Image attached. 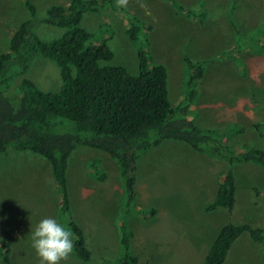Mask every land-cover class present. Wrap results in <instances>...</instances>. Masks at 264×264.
<instances>
[{"label":"rangeland","instance_id":"obj_1","mask_svg":"<svg viewBox=\"0 0 264 264\" xmlns=\"http://www.w3.org/2000/svg\"><path fill=\"white\" fill-rule=\"evenodd\" d=\"M27 1L36 6L38 21H42L49 8H65L69 3V0H0V53L9 51L12 35L29 19ZM178 1L195 12H204L206 18L203 22L190 20L166 0H114L96 13L86 14L83 26L94 33V45L110 38L108 44L115 57L104 65L122 66L136 75L140 44L134 45L128 38V21L121 9L152 25L154 29L147 37L149 44L145 50L155 63L167 67L172 104L184 100L190 106L188 118L221 135L231 151L241 152L246 147L264 149V136L260 134L264 133V53L249 50L251 45L247 42L249 35L256 34L253 45L257 49L264 45V0ZM232 22L245 37L242 43L245 49L239 54L241 60L235 53L238 50L231 55L227 53L237 41ZM34 31L45 41L58 38L63 32L41 22L35 23ZM186 57L207 61L196 95L187 90ZM31 78L45 92H58L62 87L58 67L48 60L36 62ZM18 86L15 82L5 93L15 105L20 100V94L15 95ZM0 164L7 165L4 175L8 177L0 176V187L23 194L14 202L13 197L7 208L0 197V240L5 236L7 224L16 225V232L4 241L9 245V263L3 260L5 250L0 243V264H41L27 232L46 217L60 222L58 202L54 201L58 189L50 176V165L31 152H21L16 164L10 152L0 154ZM69 167L70 199L75 205L72 212L84 228L93 258L83 262L73 250L61 264L119 260V200L124 187L119 166L103 152L88 148L79 149L70 159ZM228 169L236 177L235 209L206 212L205 207L213 202L218 191L223 171ZM137 177L139 209L157 210L153 218L145 219L136 213L130 217L129 227L134 232L132 253L138 264H203L227 224H251L264 229V170L257 165L230 166L185 144L167 141L143 154ZM25 204L30 205L33 215L30 216L31 210ZM20 237L22 241L18 242ZM225 264H264V243L243 234Z\"/></svg>","mask_w":264,"mask_h":264},{"label":"trees","instance_id":"obj_2","mask_svg":"<svg viewBox=\"0 0 264 264\" xmlns=\"http://www.w3.org/2000/svg\"><path fill=\"white\" fill-rule=\"evenodd\" d=\"M113 1L69 0L65 8H49L42 21L37 19L36 6L26 2L29 19L12 35L9 51L0 53V154L15 147L29 150L48 161L60 196V223L72 231L75 256L83 262H89L93 252L88 247L84 229L72 212L67 179L69 162L79 149L88 148L101 151L116 161L124 185L119 200L121 258L103 264H138V258L132 253L134 232L129 227L130 217L134 213L145 219L157 215L156 209L146 212L138 207L137 173L143 154L160 148L167 141H174L228 162L230 166L248 163L264 170V149L246 147L241 152L231 151L221 135L203 129L188 118L190 106L184 100L172 104L168 69L155 63L145 50L149 44L147 37L154 28L131 12L121 9L128 21V38L134 45L140 44L138 73L130 74L122 66L104 65L115 57L108 44L110 38L94 45L95 35L83 26V22L86 14L96 13ZM166 1L190 20L203 22L206 18L204 12L186 8L178 0ZM37 22L61 29L62 35L49 41L42 40L34 31ZM232 26L237 41L227 53L231 55L238 50L235 53L241 60L239 54L245 49L242 44L245 37L234 22ZM257 36L247 37L251 45L249 50L264 53V45L258 49L253 45ZM41 59L58 67L62 80L58 92L42 91L33 82L31 70ZM184 61L187 90L196 95L207 61L188 57ZM15 82L19 83L15 94H20L18 105L5 94ZM256 129L259 131L258 125ZM236 130L243 132V129ZM260 134L264 136L261 131ZM236 196V177L232 169H228L223 171L213 202L205 210L232 212L237 203ZM245 233L255 242L264 243L263 228L251 224H227L214 240L203 264H225L233 245ZM2 248L5 250L3 260L9 263V245L3 242Z\"/></svg>","mask_w":264,"mask_h":264},{"label":"clouds","instance_id":"obj_3","mask_svg":"<svg viewBox=\"0 0 264 264\" xmlns=\"http://www.w3.org/2000/svg\"><path fill=\"white\" fill-rule=\"evenodd\" d=\"M31 246L41 264H61L73 251V233L57 219L46 217L31 232Z\"/></svg>","mask_w":264,"mask_h":264},{"label":"crops","instance_id":"obj_4","mask_svg":"<svg viewBox=\"0 0 264 264\" xmlns=\"http://www.w3.org/2000/svg\"><path fill=\"white\" fill-rule=\"evenodd\" d=\"M80 150H85V149H80ZM7 152H10L11 154H12V158H13V160L15 161V164L17 163V159H18V155H20L21 154V152L22 153H26V152H31V151H29V150H18V149H16L15 147H12L11 149H9ZM6 152V153H7ZM85 152H88L87 150L85 151ZM90 152V151H89ZM31 153H33V152H31ZM155 153H156V151H155ZM34 154V153H33ZM34 155H36V154H34ZM38 156V155H37ZM51 168V167H50ZM50 168L48 169V170H50ZM70 168V167H69ZM6 170H7V165L6 164H0V176L1 177H5V178H8V177H6L5 175H4V173L6 172ZM50 174H51V172H50ZM51 177H52V174L50 175ZM53 179V178H52ZM54 181V180H53ZM19 194V195H18ZM21 195H23L22 193H20V191H16V190H10V189H5V188H3V187H0V197L2 198V201H1V203L4 205V207L5 208H7L6 207V205H9V203L11 202V200H12V198H13V200H12V202H14L15 201V199H17V198H19ZM55 202H58V206H59V203H60V196H59V193L57 194V197L55 198V200H54ZM72 202V201H71ZM72 204V207L74 206L75 207V205L73 204V202L71 203ZM26 205V207L28 206V209L29 210H31V207H30V205L28 204H25ZM109 206V205H108ZM107 207V206H106ZM33 211L31 210V212L29 213L30 214V216L31 215H33ZM77 222V221H76ZM80 226H81V224L79 223V222H77ZM82 228H83V226H81ZM16 225H9V224H7V226H6V228L4 229V234H5V236H3L2 238H1V240H0V243H3L4 241H7L6 239H5V237H10L9 235H13L15 232H16ZM22 229V228H21ZM84 229V228H83ZM32 232V231H31ZM31 232H27V234H28V236H29V238L31 239ZM21 235V234H20ZM22 241V238L20 237L19 239H18V242H21ZM19 244V243H18ZM19 249H20V244H19Z\"/></svg>","mask_w":264,"mask_h":264}]
</instances>
